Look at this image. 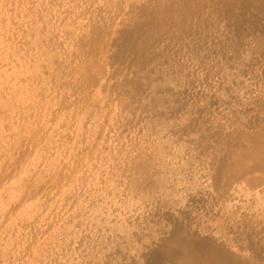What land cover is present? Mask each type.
<instances>
[{
	"label": "rangeland",
	"instance_id": "obj_1",
	"mask_svg": "<svg viewBox=\"0 0 264 264\" xmlns=\"http://www.w3.org/2000/svg\"><path fill=\"white\" fill-rule=\"evenodd\" d=\"M0 264H264V0H0Z\"/></svg>",
	"mask_w": 264,
	"mask_h": 264
}]
</instances>
